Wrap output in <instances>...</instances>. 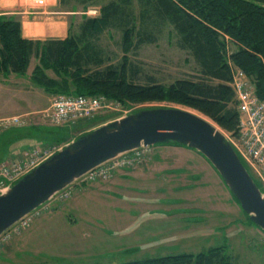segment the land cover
I'll use <instances>...</instances> for the list:
<instances>
[{
    "label": "rangeland",
    "instance_id": "obj_1",
    "mask_svg": "<svg viewBox=\"0 0 264 264\" xmlns=\"http://www.w3.org/2000/svg\"><path fill=\"white\" fill-rule=\"evenodd\" d=\"M6 1L1 3L0 12L10 7L11 12L19 15L11 17L18 20L33 11L52 13L47 16L50 19L58 16L54 13L66 14L69 32L73 34L79 31L85 17L99 18L103 7L116 3L128 15L130 25L137 31L148 30L153 42L138 44L136 39L126 52L121 28L114 25L88 41L93 53L97 54L94 59L102 63L99 69L118 66L126 57L129 66L139 70L134 79L137 84L147 85L152 78L167 86L178 79L198 77L196 62L179 47L173 29L151 18L140 0H45L43 6L33 5L31 0H8L11 5H4ZM39 66V59L33 58L27 73L10 80L17 86L15 90L21 101L11 110L32 112L8 116H20L27 122L26 126L12 128L10 132H14V137H24V142L31 140L28 142L31 146L15 157L0 158V179L7 160L25 164L29 171L78 137L144 109L178 108L192 112L212 123L227 140L234 141L229 133L204 115L166 102L124 105L107 99L108 108L98 116L55 125L48 119L47 111L60 94L47 93L33 81L32 75ZM88 67L96 68L94 64ZM43 71L49 78L59 79L51 69L43 68ZM191 153L174 155L175 158L167 160L170 165L166 167L174 172L170 180L158 175L125 181L118 178L130 170H118L110 180L85 184L84 192L79 195V190H75L74 195L64 201H49L36 215L32 214L27 227L17 230L15 226L16 230L12 228L7 238L0 241V264H120L199 253L223 244L227 245L234 264H264V233L249 223L213 166L197 152ZM150 155L141 166L147 165ZM246 166L264 193L259 172ZM179 167L184 171L178 170Z\"/></svg>",
    "mask_w": 264,
    "mask_h": 264
},
{
    "label": "trees",
    "instance_id": "obj_2",
    "mask_svg": "<svg viewBox=\"0 0 264 264\" xmlns=\"http://www.w3.org/2000/svg\"><path fill=\"white\" fill-rule=\"evenodd\" d=\"M140 1L147 7L151 18H155L161 25H169L176 33L179 47L187 51L198 66L197 78L178 79L167 86L152 78L147 85L137 84L134 79L139 70L132 69L126 57L118 66L99 69L102 63L100 59L95 60L97 54L93 53L88 41L108 28L114 25L121 28L126 52L132 48L136 39L138 44L153 42L148 30L137 31L133 24L130 25L128 15L116 3L103 7L99 18L85 17L79 31L76 34L69 32L63 40L25 39L17 18L0 15V75L9 77L12 74H25L31 60L36 58L40 66L32 79L47 93L103 96L124 105L163 102L180 105L204 115L223 131L237 136L239 112L236 95L229 86L235 68L247 76L254 86L256 96L264 102V0ZM82 44L83 47H80ZM91 64L96 68L90 69L88 66ZM43 68L51 69L59 79L49 78ZM254 181L261 189L255 178ZM85 184L88 183H81L78 187ZM74 191H71L72 195ZM247 219L255 226L248 216ZM120 264L234 262L227 245L223 244L199 253H182Z\"/></svg>",
    "mask_w": 264,
    "mask_h": 264
},
{
    "label": "water",
    "instance_id": "obj_3",
    "mask_svg": "<svg viewBox=\"0 0 264 264\" xmlns=\"http://www.w3.org/2000/svg\"><path fill=\"white\" fill-rule=\"evenodd\" d=\"M163 144L202 155L250 221L264 232V193L234 147L205 118L178 108L144 109L78 137L0 194V236L89 171L114 158Z\"/></svg>",
    "mask_w": 264,
    "mask_h": 264
},
{
    "label": "built area",
    "instance_id": "obj_4",
    "mask_svg": "<svg viewBox=\"0 0 264 264\" xmlns=\"http://www.w3.org/2000/svg\"><path fill=\"white\" fill-rule=\"evenodd\" d=\"M31 2L36 6L45 5V0H31ZM230 87L236 95L237 110L239 112V127L237 136L229 134L234 141L230 140L231 138L228 140L239 157L245 161L246 164L254 168L256 172H259L258 176L261 177V181L264 183V102L256 96L254 86L247 76L237 68L233 71ZM106 100L107 98L103 96L87 97L58 95L54 98L51 108L47 111V117L55 125L91 119L108 108ZM26 124L27 122L25 119L20 116L0 118V132L12 128H21L26 126ZM149 153L150 148L141 147L132 152L122 154L89 171L77 182L80 184H89L110 180L118 170L134 169L143 164ZM31 170L28 171L25 164H15L8 162V160L5 161L1 170L2 179H0V194L4 193L10 185L17 182ZM71 191L72 189L69 187L58 193L54 199L64 201L71 197ZM38 210L39 209L23 217L12 228L15 229V226H17V230H21V228L27 227L31 221L30 217L33 213L36 215ZM12 228L0 237V241L7 238V235L13 231Z\"/></svg>",
    "mask_w": 264,
    "mask_h": 264
},
{
    "label": "crops",
    "instance_id": "obj_5",
    "mask_svg": "<svg viewBox=\"0 0 264 264\" xmlns=\"http://www.w3.org/2000/svg\"><path fill=\"white\" fill-rule=\"evenodd\" d=\"M4 0H0V6L1 3ZM8 2V3H7ZM11 5V2L8 0L4 5ZM6 8L3 12H0V15H10V16H19L18 13H14L10 11L12 8L10 7H4ZM42 9V8H41ZM40 9V10H41ZM28 14V13H26ZM52 13L42 12V13H36L32 12L27 16H23L19 19L21 23V31L22 36L25 39L29 40H48V39H66L69 35V25H68V15H62V13H54L56 18H49V16ZM57 14V15H56ZM37 15V16H36ZM38 15L42 17H38ZM36 16V17H34ZM54 22H51V21ZM51 22V23H49ZM19 75H10L9 77H3L0 75V118L12 116V115H28L32 112H27L24 110H20L17 112H14V110H11V107L21 102L20 101V95L17 94L16 88L17 86L13 85V83L10 81L12 77H17ZM14 132H0V158L2 156L5 157H15L18 155V153L26 150L29 148L28 142H31V140H28L27 142H24V137H14ZM192 151L185 147L180 146H171V145H157L150 148V159L147 165L138 166L134 170L125 171L123 173L124 176H119L118 179L122 180H129V179H139L142 177H145V179H149L153 176H164L166 179H171L173 177V173L167 165H170V162L167 160H170L171 158H175L174 155H191ZM199 154V153H198ZM180 158V157H178ZM6 158H2V160ZM1 160V159H0ZM164 166V167H163ZM159 169V170H158ZM174 168L173 170H175ZM186 169V168H185ZM161 170V171H160ZM181 172L184 171V168L179 167ZM187 170V169H186ZM129 174H133L130 177ZM158 176V177H159ZM183 174H180V177H182ZM86 186H80L77 187L75 190H79L80 192H84L82 189ZM76 195V196H77ZM85 195V194H84Z\"/></svg>",
    "mask_w": 264,
    "mask_h": 264
},
{
    "label": "flooded vegetation",
    "instance_id": "obj_6",
    "mask_svg": "<svg viewBox=\"0 0 264 264\" xmlns=\"http://www.w3.org/2000/svg\"><path fill=\"white\" fill-rule=\"evenodd\" d=\"M139 166H141V165H139ZM129 170H132V169H129Z\"/></svg>",
    "mask_w": 264,
    "mask_h": 264
}]
</instances>
